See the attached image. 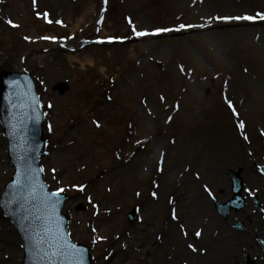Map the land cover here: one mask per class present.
Listing matches in <instances>:
<instances>
[{
	"label": "rangeland",
	"instance_id": "rangeland-1",
	"mask_svg": "<svg viewBox=\"0 0 264 264\" xmlns=\"http://www.w3.org/2000/svg\"><path fill=\"white\" fill-rule=\"evenodd\" d=\"M186 1L0 0V68L28 72L34 77L45 113L42 129L46 143L40 158L43 178L49 190L63 189L61 192L67 196L63 213L69 218L70 239L89 247L91 264L164 262L163 258L153 260L148 257L142 248L144 244L136 248L141 252L139 255H121L124 254L121 251L122 238L126 235L145 239L148 250L156 243L155 239L160 238L152 234L146 224V214L142 212L144 202L157 206L160 219H170L169 213H176L178 222L185 225L188 231L184 235L185 241L199 249V253L196 252L199 263L188 259L187 264H249L250 260V264H264V250L257 245L249 250L247 246V242L249 245L252 242L250 225L262 221L264 213L262 216L254 213L255 208L247 198V214L241 210L235 215L231 213L233 222L230 218H221L212 201L214 197L224 202L231 196L229 169L242 170L245 188H256L259 192L255 194L264 196V176L255 170L256 164L264 165V123L258 120V114L254 115L250 110L251 116L241 113L243 120L248 122L249 119V125L238 128L241 134H248H242L240 138L248 162H223L222 167H218L217 162H204V158H199V162H180L176 168L172 167L174 173L182 166L197 176L199 172V181H196L199 223L186 222L181 208H177L174 200L166 193L161 194V188L151 182L157 163L138 162L135 167L131 166L134 154H147L148 148L138 153L137 143L129 142L130 120L139 111H144L143 103L152 97L164 105L166 93L160 90L168 71L173 70L181 77V74L193 70L191 78L197 82L210 73L205 72L204 67L212 68V76V72L218 73L222 66L220 61L225 57H218L220 54L213 49V46H220L215 40L191 45L186 41L230 27L215 26L212 16L224 19L229 14L240 16L245 12L257 16V13H264V0H255V4L241 5L236 9L218 3L201 6ZM256 19L257 22L240 27L254 30L257 44L264 45V21ZM9 20L14 23L9 24ZM180 25L192 27L180 29ZM195 26L199 29L192 30ZM155 29L169 31L159 35L135 34L151 33ZM164 42L167 48L161 49ZM215 67H218L217 71ZM239 67H233L232 71L239 72ZM127 76L132 81L128 88L124 82ZM181 79V88L190 97L191 80L185 76ZM207 79L215 81L212 77ZM57 82L67 83L69 90L62 95L52 91L51 86ZM212 87L208 84L201 88L196 99L197 111L203 118L209 117L204 103L210 102ZM159 92L164 97L162 102ZM220 96L224 94L216 92L217 100ZM253 112L258 111L254 109ZM172 113V110H167L164 114L170 117ZM147 118V123H143L146 128L152 122ZM250 126L254 131L252 136L248 133ZM1 129L0 126V192L13 171ZM140 133L141 136L151 134L144 130ZM231 149L229 145L227 155L232 154ZM205 169L211 171L212 181L205 179ZM126 175L128 181L124 177ZM242 194L247 197L245 189ZM133 207L138 209V214L128 222L127 214ZM185 209L189 210L188 207ZM247 215L251 217L246 225L247 231L246 228L236 230L235 223L248 221ZM92 225H96L95 229ZM97 225L100 228L98 226L97 229ZM255 229L264 240V228ZM195 231L200 233L199 243L196 242L198 235ZM185 241L186 252L190 253ZM22 243L14 225L0 208V264H22ZM109 247L114 252L107 260L105 250ZM257 254L262 261H252ZM165 259L166 264H180L181 257L170 255Z\"/></svg>",
	"mask_w": 264,
	"mask_h": 264
},
{
	"label": "bare ground",
	"instance_id": "bare-ground-1",
	"mask_svg": "<svg viewBox=\"0 0 264 264\" xmlns=\"http://www.w3.org/2000/svg\"><path fill=\"white\" fill-rule=\"evenodd\" d=\"M186 2H191L190 4L192 5L199 3L201 6L217 5L216 3H218V5H230L231 8L236 9L241 5L255 4L257 1L187 0ZM256 12L257 11L254 13ZM248 15L249 13L245 12L242 13V16L236 14L226 15L225 18L230 17L231 19L210 16L215 26L221 27L226 25L230 27L210 31L204 35L191 38L186 42H189L188 44L191 45L196 43L200 44L203 41L213 39L215 42L219 43L220 46H213L217 54H220L218 57H225L221 58L220 62L222 66H220L219 72L216 74L212 72L211 76L212 68L204 67V71H210V73L204 75V80L197 82L191 78L193 76V70L184 75L179 72L183 76V79L185 76L186 79L189 81L191 80L189 84L191 88L190 97H187L186 90L181 88L182 76L180 77L173 70H169L160 90L166 93V95L164 94V105L161 106V104L152 97L149 102L143 103V105H145L143 107L144 111H139L137 115H133L129 123L127 133L130 136L128 139L129 142L137 143L138 153L144 150L147 151L148 148L147 154H134L135 156L130 160L131 166L135 167L138 162L141 164H144V162L157 163L158 166L155 167L156 172L151 174L152 176L150 177L152 178L151 182H154L158 189L161 188V191H163L161 194L166 193L172 198V201L174 200V205H176L177 208L178 206L181 208V214L186 222L198 221L199 223V192L198 182H196L199 181V172L197 171V176L195 172L190 173L184 168L186 166H182L178 167L177 172L174 173L172 172V167L176 168L177 164L180 162H195L196 160L199 162V158H204V162H217L218 167H222L223 162H248V160H246V154L243 153L242 146L244 144L242 139H240L242 134H248H241L238 128L241 129V127H239L241 122H243L245 126L247 124L249 125V119L248 122L243 120V118H241V113L248 116L250 115L248 110H250L254 115L258 114L256 115L259 118L258 120L264 123V45L262 43L257 44V37L255 36L254 30L240 27L243 25L247 26V24L250 23L244 20L246 19L244 17ZM195 27L196 28L192 30L199 29V27ZM261 32L263 31H260V33ZM217 39H219V41ZM161 45V49L167 48V46L164 47L165 42ZM225 46L229 47V49L225 50ZM235 66H240L239 72L232 71V68ZM198 69L197 67V70ZM214 69L217 71L218 67ZM150 75L151 74H149V76ZM210 77L214 78L215 81L207 79ZM176 80L180 82L176 83ZM124 82L126 88L130 87L132 83L130 76H127ZM208 84L213 86V93L211 94L212 97L209 99L210 102L204 103V110L209 117L203 118L199 110L197 111L196 107L198 104L196 99L199 98V91L201 88H204ZM172 87H176V89H172ZM162 92L158 93L161 102L164 99ZM216 92H220V94H224V96H220V99L217 100ZM228 101H231L232 105H234L235 112L229 107ZM254 109L258 112H253ZM167 110L173 111L170 117L164 114ZM261 110L263 111L262 113H260ZM147 117L152 119V122L148 124V128L143 125L144 122L147 123ZM143 130L147 132L150 131L151 134L141 136L142 133H140V131L142 132ZM248 133L251 136L254 134L251 126L249 127ZM229 145H231V150L233 152L227 155ZM200 153H203V156H201ZM188 158L189 160H187ZM203 175L206 176L205 179L213 180L211 178V171L206 170ZM124 177L127 181L129 180L127 175ZM160 197L162 198L161 195H158V198ZM156 207V205L150 204V202H144L142 212L146 214L144 217L146 218V224L150 232L160 238L155 239L156 243H153L148 250L149 245L145 244V239L142 240L141 237L134 235H126L122 238L123 246L121 251L124 254L121 255H139L141 252L136 248H141L144 244L145 247L142 248L146 250V255L153 260L163 258L164 264L167 262L165 257H170V255L172 257L175 255L177 258L180 256V264H187L188 259L192 262L197 260L199 263V254H196L197 251L199 253V249L197 250L196 247H189L190 244L185 241L184 235H187L188 231L183 223L181 224L178 222L177 214L169 213L170 219L167 218L162 220L157 216ZM186 207H188L189 210L185 209ZM40 209L45 213L44 207H40ZM230 219L234 221L233 217ZM95 226L96 225H92V228L95 229ZM98 226L100 228V225H97V229ZM196 230L198 231L199 228ZM184 241L190 253L186 252ZM196 242L199 243V235ZM113 252L114 251L111 250L110 247L107 251L105 250L107 260ZM126 263H128V261H125V264Z\"/></svg>",
	"mask_w": 264,
	"mask_h": 264
},
{
	"label": "water",
	"instance_id": "water-1",
	"mask_svg": "<svg viewBox=\"0 0 264 264\" xmlns=\"http://www.w3.org/2000/svg\"><path fill=\"white\" fill-rule=\"evenodd\" d=\"M34 84L31 77L25 74L0 71V120L3 126L4 135L8 140V154L14 169L12 179L8 181L0 195V206L9 219L17 226L25 243L24 264H45L42 259L41 250L38 244L37 234L42 232L50 217L52 226L58 230L61 236L66 233L67 217L61 215L62 205L65 196L59 194L52 198L55 211L51 206L45 208L40 199L34 202L28 195L29 186L44 185L43 194L49 192L43 183L40 168L38 166L40 148L44 144L41 133V123L43 121L38 98L36 97ZM64 92L68 86L57 84L55 88ZM234 185V200L226 205L217 203L218 209L224 215L231 203H236V198L240 199L238 193L241 189V181L236 173L230 171ZM20 178L23 188L16 186L17 178ZM241 200V199H240ZM242 201L239 202L238 207ZM40 207L45 208V213ZM135 210L128 215V220L134 217ZM43 217V219H38ZM70 242V241H69ZM74 250H69L68 258L71 259L73 252L83 251V264H90L89 251L82 245L73 244ZM78 259V256L76 257ZM57 264H64L65 257H57Z\"/></svg>",
	"mask_w": 264,
	"mask_h": 264
},
{
	"label": "snow or ice",
	"instance_id": "snow-or-ice-1",
	"mask_svg": "<svg viewBox=\"0 0 264 264\" xmlns=\"http://www.w3.org/2000/svg\"><path fill=\"white\" fill-rule=\"evenodd\" d=\"M244 18L249 19V20H254L256 18L264 19V13H257L256 17L247 16ZM225 19H231V18L229 17ZM8 23L13 24L14 22L9 20ZM188 27H192V26L190 25H180L179 26L180 29H185ZM164 31H169V29H155L151 33L144 31V32H136L135 34L138 36L140 35H159ZM111 39L112 38H110V40ZM98 42H103V41H98ZM228 104H229V107L232 108L233 111L235 112L234 105H232L231 101H228ZM239 127L241 128L245 127L243 122L240 123ZM245 138L247 139V137ZM40 171L42 172L43 170L40 169ZM15 183H16V186L21 189L24 187L23 184L21 183L19 176ZM80 187L81 189L83 188V186H80ZM43 189H44L43 184H40L38 187L36 185H30L29 191H28V195L30 199L33 202L37 199H40L42 203L45 205V208H47L48 206H51L52 210L55 211V205L52 204V198L58 197L59 193L63 191V189H58L56 192L45 193L41 195L43 193ZM153 195H155V193ZM38 219H43V217H39ZM196 234L199 235L200 233L197 232ZM37 237H38L39 248L41 250L42 259L45 261V264H57V259H56L57 257H65L64 264H83V251L82 250L78 253L73 252L72 258L71 259L68 258L69 250H74L75 246L71 245L70 242L67 240V238L65 236H61L58 230H56L52 226V221L50 217L47 220V224L45 228L42 230V232L37 234ZM189 247H194V246L189 245ZM77 256H78V259L76 258Z\"/></svg>",
	"mask_w": 264,
	"mask_h": 264
},
{
	"label": "flooded vegetation",
	"instance_id": "flooded-vegetation-1",
	"mask_svg": "<svg viewBox=\"0 0 264 264\" xmlns=\"http://www.w3.org/2000/svg\"><path fill=\"white\" fill-rule=\"evenodd\" d=\"M258 201H259L260 206L264 207V196L263 197H258ZM260 214H263V211ZM248 220L251 221V219H248ZM244 226L246 227V224H244ZM256 227L264 228V220H262V221H260V222H258L256 224H251L250 225L251 230L249 231V236L252 239V242H251L250 245L248 244V248L250 247L249 248V250H250V249H252V247L254 245H257V246H259V248L261 250H264V240L262 239V236L258 235V231L255 229ZM248 243H250V242H248ZM261 258L262 257L257 254L256 258L254 259V261H258V260L262 261Z\"/></svg>",
	"mask_w": 264,
	"mask_h": 264
}]
</instances>
